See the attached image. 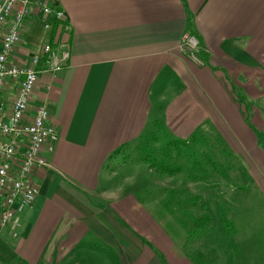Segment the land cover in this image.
Returning a JSON list of instances; mask_svg holds the SVG:
<instances>
[{"label": "crops", "instance_id": "1", "mask_svg": "<svg viewBox=\"0 0 264 264\" xmlns=\"http://www.w3.org/2000/svg\"><path fill=\"white\" fill-rule=\"evenodd\" d=\"M44 1L65 13L67 32L46 30L35 10L12 60L27 65L46 43L69 44L62 70L39 67L30 101L59 141L32 176L40 194L19 216V237L0 233V264H164L149 237L161 227L157 201L138 178L120 180L118 162L159 124L180 163L207 147L238 159L231 185L264 182V0ZM188 35L203 65L182 52Z\"/></svg>", "mask_w": 264, "mask_h": 264}, {"label": "rangeland", "instance_id": "2", "mask_svg": "<svg viewBox=\"0 0 264 264\" xmlns=\"http://www.w3.org/2000/svg\"><path fill=\"white\" fill-rule=\"evenodd\" d=\"M207 150L185 152V160L180 163V153L160 125L151 124L145 138L129 147L126 157L119 160V167L125 165L120 180L138 178L146 185L149 199L157 201L156 220L161 227L149 236L153 237V248L164 264H184L185 259L191 264H264V182L258 186L231 185L227 176L238 159ZM198 175L203 181L201 189L192 185ZM153 180L158 189L149 187L148 182ZM165 186L173 190L169 207L163 199ZM166 208L172 211V217L167 216ZM203 218H210V222L198 227ZM168 240L174 252H169ZM85 264L101 263L91 260Z\"/></svg>", "mask_w": 264, "mask_h": 264}, {"label": "built area", "instance_id": "3", "mask_svg": "<svg viewBox=\"0 0 264 264\" xmlns=\"http://www.w3.org/2000/svg\"><path fill=\"white\" fill-rule=\"evenodd\" d=\"M35 10L45 19L46 30H52L53 20L66 22L65 13L44 0H0V233L11 228L14 238L19 237L20 214L40 194L32 176L49 167L46 153H53L59 141L46 109L30 111L39 67L44 64V71L54 74L71 57L69 44H61L58 50L46 43L29 64L20 65L12 60L22 40L25 21ZM198 44L196 37L188 35L181 50L200 66L203 62ZM10 91H15L11 99L6 97Z\"/></svg>", "mask_w": 264, "mask_h": 264}, {"label": "trees", "instance_id": "4", "mask_svg": "<svg viewBox=\"0 0 264 264\" xmlns=\"http://www.w3.org/2000/svg\"><path fill=\"white\" fill-rule=\"evenodd\" d=\"M53 27L54 28H58V27H60L61 29H62V31L64 32H67L65 29H66V27H67V25H66V22H57V21H55V20H53ZM51 44H52V42H50ZM168 172V171H167ZM171 174H172V172H171ZM173 174H174V172H173ZM204 219H205V221H204ZM208 222H210V218H203V219H200L199 220V222L197 223V225H198V227H204V226H206V224L208 223Z\"/></svg>", "mask_w": 264, "mask_h": 264}]
</instances>
